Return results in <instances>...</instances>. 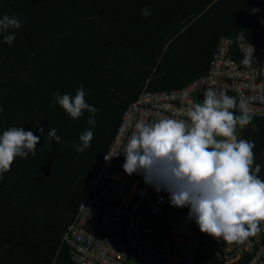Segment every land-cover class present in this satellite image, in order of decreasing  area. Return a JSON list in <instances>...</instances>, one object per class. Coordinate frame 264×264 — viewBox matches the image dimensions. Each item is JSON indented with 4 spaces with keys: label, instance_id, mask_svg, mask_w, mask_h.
Segmentation results:
<instances>
[{
    "label": "trees",
    "instance_id": "obj_1",
    "mask_svg": "<svg viewBox=\"0 0 264 264\" xmlns=\"http://www.w3.org/2000/svg\"><path fill=\"white\" fill-rule=\"evenodd\" d=\"M4 15L22 26L8 30L11 45L0 34V136L22 127L40 141L35 155L16 157L0 177V264H77L63 235L124 112L144 90L182 88L207 75L221 39L248 28L264 62V0H0ZM81 85L98 109L95 128L87 123L92 113L73 119L55 101L57 91L74 98ZM252 124L259 131L250 124L238 136L254 141L252 167L260 165L264 180V117ZM52 128L59 143L48 139ZM87 130L93 139L81 153L74 145ZM172 211L160 221L165 237L181 220L194 221L189 207ZM261 228L249 238L253 248L229 264H247L264 247V222Z\"/></svg>",
    "mask_w": 264,
    "mask_h": 264
},
{
    "label": "clouds",
    "instance_id": "obj_2",
    "mask_svg": "<svg viewBox=\"0 0 264 264\" xmlns=\"http://www.w3.org/2000/svg\"><path fill=\"white\" fill-rule=\"evenodd\" d=\"M141 15L150 16V9L143 8ZM21 26L16 16L0 18L4 43L11 45L15 32L8 34V30ZM243 54L241 64L251 67L253 52ZM55 101L73 119L85 110L92 113L87 123L96 127L94 116L98 109L85 102L83 85L74 98L57 91ZM251 113L245 100L238 102L236 97L207 88L203 102L187 109L190 122L172 118L137 122L123 152V169L129 176L143 174L145 182L157 191H167L173 206L189 207L188 216L202 233L222 238L228 244L250 246L249 238L262 231L264 222V180L257 175L260 165L256 164L254 170L252 167L255 143L238 136V128L242 130L250 124L254 132L259 131V126L252 124ZM93 135L92 130L81 134V144L74 145L76 150L82 153L89 148ZM53 138L59 143L54 128L48 139ZM39 141V136L22 127L5 130L0 136V177L11 172L16 157L35 155Z\"/></svg>",
    "mask_w": 264,
    "mask_h": 264
},
{
    "label": "built area",
    "instance_id": "obj_3",
    "mask_svg": "<svg viewBox=\"0 0 264 264\" xmlns=\"http://www.w3.org/2000/svg\"><path fill=\"white\" fill-rule=\"evenodd\" d=\"M245 52H253L251 67L241 64ZM207 88L236 97L238 102L245 100L253 117H264V62L258 57L253 28L221 39L207 75L182 88L144 90L128 106L105 154L109 159L104 157L99 165L75 221L62 238L77 264H229L253 248L251 240L249 246L228 244L210 235L205 238L195 220L190 227L184 220L185 231L176 225L166 237L163 222H159L155 230L163 237L147 246L140 218L147 211L163 221L169 207L173 210L175 206L167 191H157L145 182L143 174L129 176L123 169V152L137 122L155 123L165 118L190 122L187 109L203 102ZM247 264H264L263 246L256 248Z\"/></svg>",
    "mask_w": 264,
    "mask_h": 264
},
{
    "label": "crops",
    "instance_id": "obj_4",
    "mask_svg": "<svg viewBox=\"0 0 264 264\" xmlns=\"http://www.w3.org/2000/svg\"><path fill=\"white\" fill-rule=\"evenodd\" d=\"M173 212L174 211L171 210V207H169V212L165 217L168 218L169 215H171V213H173ZM179 214H181V213L178 212V214L176 213L175 215L178 217ZM140 220H141L142 228L146 230V234L144 235V238H145L144 241H145V243H147V246L157 244L159 239L163 237L161 234H157V230H155V228L157 227V224H159V222H160V219L153 217V216H149L147 214V211H146L144 216L141 217ZM183 221L184 220H181V222H179L177 225H178V228L183 226V227H181V230L185 231L187 229V225L185 223H183ZM158 231H159V229H158Z\"/></svg>",
    "mask_w": 264,
    "mask_h": 264
},
{
    "label": "rangeland",
    "instance_id": "obj_5",
    "mask_svg": "<svg viewBox=\"0 0 264 264\" xmlns=\"http://www.w3.org/2000/svg\"><path fill=\"white\" fill-rule=\"evenodd\" d=\"M181 227H183V226H181ZM181 227H179V229H181Z\"/></svg>",
    "mask_w": 264,
    "mask_h": 264
}]
</instances>
